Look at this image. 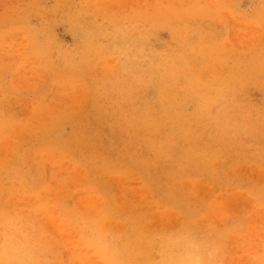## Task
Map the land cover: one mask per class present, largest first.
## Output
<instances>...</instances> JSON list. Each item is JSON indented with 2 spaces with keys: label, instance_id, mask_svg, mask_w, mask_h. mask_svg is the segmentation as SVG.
<instances>
[{
  "label": "rangeland",
  "instance_id": "rangeland-1",
  "mask_svg": "<svg viewBox=\"0 0 264 264\" xmlns=\"http://www.w3.org/2000/svg\"><path fill=\"white\" fill-rule=\"evenodd\" d=\"M263 69L264 0H0V264H264Z\"/></svg>",
  "mask_w": 264,
  "mask_h": 264
},
{
  "label": "bare ground",
  "instance_id": "bare-ground-1",
  "mask_svg": "<svg viewBox=\"0 0 264 264\" xmlns=\"http://www.w3.org/2000/svg\"><path fill=\"white\" fill-rule=\"evenodd\" d=\"M207 55V54H206ZM262 64H263V62H262ZM264 70V69H263ZM178 89V88H177ZM169 97V99H170V96H168ZM166 105H167V107H168V105H169V100H166ZM147 111V110H146ZM154 115V114H153ZM147 116V115H146ZM149 116V115H148ZM147 118V117H146ZM152 119H153V117H151ZM151 119V123L153 124V123H155L154 121H156V118H154L153 120ZM150 120V119H149ZM145 121V120H144ZM233 121V120H232ZM140 122V121H139ZM233 123V122H232ZM143 124V123H142ZM151 124V125H152ZM160 124H162V121H160ZM72 125V124H71ZM145 125H147V127L146 128H149V129H151V125L149 126L148 124H145ZM165 124H164V126L162 125V128H161V130L163 131V130H166L165 129ZM74 130V129H73ZM81 130V129H80ZM168 131V130H167ZM74 135V134H73ZM49 137V136H48ZM78 138V137H77ZM83 139V138H82ZM87 139V138H86ZM170 140V139H169ZM168 140V141H169ZM69 141V140H68ZM79 142V141H78ZM84 142H85V140H84ZM88 142V141H87ZM165 142V141H164ZM77 143V142H76ZM82 143V142H81ZM171 143V142H170ZM72 144V143H71ZM59 145V144H58ZM155 145H157V144H155ZM61 146V145H60ZM158 146V145H157ZM71 147V146H70ZM76 147H78V146H76ZM74 150V149H73ZM191 150V149H190ZM77 152V151H76ZM75 152V153H76ZM177 161V160H176ZM168 195H169V197H168V199L169 200H171L173 197L171 196L172 195V192L171 191H168ZM173 200V199H172ZM173 202V201H172ZM194 233V232H193ZM152 238V237H151ZM140 240H141V238H139ZM143 241V240H142ZM144 241H146V240H144ZM151 241V240H150ZM143 243V242H142ZM149 244H150V242H149ZM142 246V245H141ZM144 246V245H143ZM129 254H131V253H129ZM140 257H142V256H140ZM147 257V256H146ZM145 258V257H144ZM187 258V257H186ZM137 259V258H136ZM181 260L182 259H180V263H181ZM138 261V260H137ZM141 261V260H140ZM189 262V261H188Z\"/></svg>",
  "mask_w": 264,
  "mask_h": 264
}]
</instances>
